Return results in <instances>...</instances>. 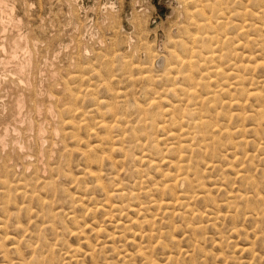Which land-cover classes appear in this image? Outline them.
I'll return each mask as SVG.
<instances>
[{"label": "rangeland", "instance_id": "rangeland-1", "mask_svg": "<svg viewBox=\"0 0 264 264\" xmlns=\"http://www.w3.org/2000/svg\"><path fill=\"white\" fill-rule=\"evenodd\" d=\"M196 1L197 0L0 1V142H2L0 143V190H5L3 193L0 191V231L4 233L3 235L0 232V237L2 236V238H0V240L2 239V241H0L2 245L0 246L2 248L4 246L3 250H0V256H6V254L10 256L9 258L8 256H2L7 260L5 258L1 260L2 257H0V264L4 263L3 261H5V263L9 261L6 264H25L26 262V264H84L85 262H87L85 264H88L90 260L89 255H91L90 258H92L90 263L95 260L96 263L94 262V264H264V15H262L264 14V0H222L223 2H219L220 0H209V2H207L208 4L204 3L207 4L206 7L208 6L204 8L206 11L204 12L209 18L210 15L215 14V11L213 12L212 10L218 9L220 13H223L220 14L216 11L218 14L211 16L212 20L213 17L214 19L216 18L213 20L215 21L214 23H217L216 20L219 21L218 24H221L222 21L224 22L220 25L222 27L218 30L216 28L213 30V34L211 33L212 30H210L211 36L216 39L220 37L219 42H225L223 44L221 42L222 50L219 49L220 51H218L222 53H220V61L222 64L220 61V64H217L218 61L216 60V62H214L215 65H211H221L220 68L223 67L221 68V73L223 74L225 70L227 75L224 73L226 75L224 78H221L224 74L213 78L215 79L214 81H218L216 84L214 83L217 87L212 83L210 88L207 87L209 84L205 85L209 83L207 79L208 75L205 74L209 73L210 67H208L209 64L207 62L203 61L206 55H208V49L201 47L202 45L200 46L201 50L200 47H197L198 44L200 45L198 37L201 35L202 31L200 30L201 28L197 27V24L201 22V20H199L201 18H197L198 16L196 15V11L199 9L197 7H200L198 1ZM193 2L198 4L196 5V3ZM261 3L263 5H261ZM212 4L218 6H212ZM224 4L226 6H224ZM209 5H211V7H209ZM220 6L222 11L219 8ZM225 8L229 9V11ZM190 13H192V15H190ZM193 15L198 19L197 24L195 22L196 18H193ZM220 15H223V18H219ZM226 16L229 17L226 18ZM192 22L193 24H191ZM229 23L231 24L229 25ZM193 25H195L196 30L198 28L197 32L192 28ZM213 25L218 27L216 24ZM222 28H226L225 31H223L224 29L222 30ZM189 30H193L191 33L195 38L191 36ZM219 30H222L224 34L220 33L222 31ZM207 33H209V30H207ZM18 34L22 35L24 38L26 37L25 41L28 49L25 52H19L16 54L15 58L10 59L11 55L9 53L7 55L9 43L15 40ZM222 35H225L227 39ZM187 36H189V38ZM184 38L185 41L183 40ZM186 39H189L188 41L190 42ZM187 43L188 46H191L188 47L186 45ZM181 44L187 46V48L180 46ZM215 46L216 45L213 47ZM193 47H197L196 49L199 51L193 49ZM182 48L186 49L182 50ZM185 50L186 52H184ZM215 50L217 51V49ZM29 51L32 55L29 54ZM182 51L184 52V55L182 54L183 57L185 56L184 58L181 56ZM169 52L172 53L170 56L174 54L175 57H179L178 60H185L183 63H185L189 57L195 59L194 61L192 60L194 67L192 72L195 67L198 68V64L202 65L203 62L202 66L205 65V67H203L204 69L202 66H199L200 69L196 70L197 72L202 69L204 71H199L200 73H194V71L192 73L194 75L193 79H195L192 80L198 83H196V85L193 81H190V83L192 85L194 84L193 86L196 88H193L189 82V84H187L185 81H183L185 82L183 83L182 81L176 80L174 78L177 76L176 74H169L170 77L166 75L167 72L165 74L161 56L165 55V60H167V58H169ZM179 52L180 56L178 54ZM218 52H215L216 55H214L217 56ZM196 53L200 55L197 56ZM201 54L203 58L199 57ZM196 61H198L197 65L194 64L197 63ZM259 62L261 63L259 64ZM11 64L13 65L11 66ZM17 64L23 67L21 66L20 68ZM231 64H233V66ZM255 64H257V68L254 70ZM182 65L183 64L177 67V69L180 68L178 69L179 71L182 69V71H184V67L186 66L184 64L182 67ZM244 66L247 68H244ZM230 71L233 73L231 74ZM15 72L16 74L19 73V75H16ZM236 73L239 75L241 74L245 78L243 79V77L241 78L239 75L235 76ZM187 74L189 73L185 72L180 75L187 76ZM195 74H197V77ZM227 76L229 79H227ZM234 76L235 78H239L235 80ZM171 78H174V80ZM240 78L243 79L242 89L244 87L246 90H251H248V92H250L248 94H257L258 98L255 99L256 97H249V95H247L249 97L247 100L245 95L243 97L244 99H242L241 106L243 110L236 105L227 106V108L226 105H229L230 99H234L235 96H239L240 98V93L237 91L239 87L235 85L241 81ZM196 79L199 80L197 81ZM224 79H227V81H224ZM244 81L247 82L244 84ZM231 82L233 85H231ZM199 85L202 88L206 86L210 89H208V91L207 88L204 89L205 96L202 94L203 89ZM212 86L216 88L214 89ZM233 86L237 89L235 90L232 88ZM227 87L228 89H226ZM168 88L170 89L165 95L164 91ZM181 88H188L187 90L190 88L191 91L196 90L195 92L200 94H196L195 100V98H190L187 95L185 96V93L182 94ZM172 89L175 90L174 93L177 95L171 93ZM216 89L218 92L214 93ZM46 90L48 91L46 92ZM252 90L253 92H257L253 93ZM157 91L158 93L161 92L159 95L164 99L159 100L160 96ZM230 93L231 95H229ZM258 93L261 95H258ZM178 95L184 97H179ZM199 95L202 97H209L212 95L210 96L212 100H216H213L215 102L211 103L213 105H209L207 101H209L210 98L207 100L206 97L202 103L201 101L203 99ZM214 95H216V97ZM233 95L234 97H230ZM228 96L230 97L229 100ZM260 96H262L261 99L263 100H260ZM197 97H199V100H197ZM183 99L186 101L188 100V102H185V104ZM222 99H225L227 103ZM196 101L201 102L203 105L201 103H196ZM222 101L224 104H222V109H220L221 107L219 106H221ZM17 102L22 103L20 110L16 108ZM150 102L156 107H149L148 104ZM180 102L183 103L180 104ZM190 102L196 105L201 104V106H203L202 108L206 107V112H204L205 109H202V115L205 116L208 114L207 117H209V115L212 114V122H214L213 119L216 117L218 120L215 119V122L216 125L217 121L220 123L219 127L221 125V127L228 126L229 130H226L230 132L231 140L228 142L229 134L219 135L215 133V143L212 144L211 141L208 140L207 135L204 145H201L203 148L200 150L202 153L199 152L201 154L200 157L198 153V157L193 155V158L190 157V159L188 157L190 154H185L186 157L184 160H186L187 166L190 167L188 171L190 174L191 172H198L197 174L201 178L200 185H202V187L200 186L198 189L195 188L194 191L198 190L200 194L204 191L206 194L210 192L209 197L206 195L208 198H206V196L203 197L205 199L198 197L189 204V206L193 207L195 214L200 216L195 215L191 217L190 215L187 216L186 213L184 217V214L181 215V213L184 212L181 206V209H179L180 207L172 208V210L175 209L173 210L176 212L175 216H173L172 213L162 215L163 213L160 214L157 212V209H154L150 202L153 198L160 195V193H157L159 190L158 187H160L161 183L166 181L165 178L162 176L160 177V174H162L163 171L164 173L172 172L171 174H176L173 171V169L175 170L177 168V161H173L176 157L174 158L169 152L170 149L172 150L173 148L172 145L176 146L178 141H173L167 136L169 127H167L168 121L166 119L169 120L168 116L163 115L155 120V122L157 121V125L165 126L163 130L155 129V127L152 128L150 126L148 128L150 122L146 120L148 119L146 115L141 114V110L144 108L154 112L159 108L158 104H161L159 106L163 109H167L172 105L176 106L174 108L176 112L173 110V114H177V117H181V112L185 115L189 108L193 109V103L191 104ZM245 102L246 104L244 105ZM188 104L191 107L188 108ZM24 105L25 107H23ZM50 105L51 108L56 105V107L53 108L54 112L49 111ZM206 105L213 108L211 109ZM183 106L186 107L183 108ZM207 107L209 108V112L207 111ZM177 108H183L184 110L181 109L182 111L180 110V112ZM33 111H36V113L34 114ZM211 111L213 113H210ZM215 111H219V113ZM227 113L229 115H227ZM240 113H242L240 115V118H242L236 119L235 115H239ZM173 114L172 116L175 117L174 119L176 120L177 117ZM251 114H253L252 118ZM52 115L54 119H52ZM248 116H250L249 119ZM63 117L65 118L64 120ZM207 117L205 120H209ZM139 120L143 122L146 120L149 124L145 126V123L142 122V124ZM64 121L66 124H64ZM131 122L134 123L132 124ZM102 123L109 128L106 126H104L106 127L104 128ZM70 125L74 128L69 127ZM132 125L136 128L131 129ZM141 126L144 129H142ZM58 128L59 130H57ZM66 128L67 131L65 132L68 133L69 129V132L72 134H66L63 131L66 130ZM137 128L142 131L146 130L142 132ZM171 128L173 127L171 126L170 129ZM72 129L75 132H73ZM132 130H139L137 133L135 131L133 132L135 133V138ZM173 132L175 133L176 131ZM71 135H75L72 136L75 137L74 142H72L73 138H71ZM107 135L111 137L109 140ZM1 136L4 137L1 138ZM243 139H245L246 142H244ZM239 140L244 143L242 144ZM136 141L139 143L137 144ZM174 142L176 143L174 144ZM151 144L155 147L152 148ZM13 146L15 147L12 148ZM111 146L114 148H111ZM122 146L124 147L119 148ZM65 147H68V149ZM70 148H72V150H70ZM73 148L75 149L73 150ZM89 148L91 150L87 151L86 149ZM92 149L96 150L92 151ZM123 149L126 150V153ZM127 149H132V151L128 152ZM24 150L27 151V153ZM101 152L102 156L98 157L97 155H101ZM103 152L105 154H103ZM132 152H136V155ZM157 152L161 154L159 155ZM94 153L96 154L89 155L90 157L87 156L88 154ZM142 154L146 155L144 158L151 161L152 165H148L144 158L141 160ZM101 157L106 158L102 160H105L103 163L100 161ZM236 157H238V160L234 162ZM85 158L86 160H84ZM98 158L100 160H98ZM92 159H96V161ZM161 159L173 161V164L174 162L176 163L170 165L171 167L167 165V163L162 165ZM189 159L190 161L187 162ZM228 159L231 162L233 161V163L232 167L229 166L227 168L229 165ZM24 160L25 162H23ZM27 160H29V162H27ZM88 160L90 162V167H95L96 170L93 168L92 171L89 164H84L87 163ZM93 162H96L95 165H93ZM98 165H102V168ZM84 166L88 167H86L87 170ZM155 166L160 169L158 171L161 173L156 172ZM191 166L194 168V171ZM97 168L100 170L98 171ZM35 169L37 171L39 170V173L36 172ZM88 170L92 173L97 171L99 174H103L99 176L98 173L94 172L97 177L89 176V174L92 173H89ZM52 172L53 174H51ZM81 172L86 174L83 175L82 173L81 176ZM32 175L33 177L35 175L34 179ZM1 176H4V178ZM85 176L86 178H84ZM30 178H32V180H30ZM39 178L40 180H38ZM43 179H46L45 182L48 183L42 181ZM18 182H21L20 184L23 186H20L21 190L18 189L17 191L16 189L19 188ZM25 182L29 184L26 185ZM9 185L13 188H8ZM53 185L55 187H51ZM14 187L17 188L14 189ZM49 189L56 193L50 192ZM118 189L122 191L121 194H123L120 197L117 195L119 193ZM131 191L134 193V197ZM114 192L116 196L112 194ZM197 192L195 193L198 194ZM43 193L45 195H43ZM109 193L111 194L109 195ZM33 194L35 196L37 195L36 197L38 199ZM42 195L48 198H44ZM169 196L168 192L164 193V197L167 198V200H170L168 199L170 198ZM29 198L30 201H28ZM209 198L213 199L215 202L210 203L211 201H209ZM15 199H17V201H15ZM36 199L39 203L42 202V204H39ZM44 201L47 202L46 205ZM233 201L234 203L230 204ZM13 202L18 206L15 207V203ZM48 203L50 204L48 205ZM123 203L130 208L124 207V205L119 207L122 209H119L118 206ZM111 204L113 206L117 204V206L112 207ZM19 205L22 206L19 207ZM27 205L33 212H31L30 208L26 207ZM25 207L28 208L30 213L26 212L27 209ZM46 207L48 210H45ZM93 207L97 208L94 209ZM98 207H100V209ZM110 208L113 209L111 213L109 212L111 211ZM115 209L116 212H114ZM40 210H42V212ZM57 210H59V213L54 216L50 215L54 214L53 211L55 213L58 212ZM117 211L122 212H119V214ZM22 212L27 213L26 216L29 215L27 219H24L26 216L25 213ZM107 212L110 213V216H108ZM5 214L11 217L8 219ZM31 214H33V216H31ZM106 214L110 219L106 217ZM72 215H75V217ZM161 215L163 217H161ZM180 215L183 216V218ZM76 216L78 218H76ZM152 216L155 222L151 218ZM107 219L108 221L110 220V222H108ZM5 220L8 222L7 224ZM112 220H116L117 222H112ZM14 222L18 223L19 226ZM4 223L5 225H3ZM45 223L48 224L46 225ZM122 223L126 225L129 223V225L127 227ZM151 223H154L153 225L155 226ZM196 224L197 226L201 225L203 229H200V226L197 229L195 226ZM84 225H87L86 228ZM119 226H121L120 229H118ZM19 227L21 230L18 229ZM80 227L83 228V230H81ZM115 227H117V230H114ZM193 227L194 229L191 230ZM93 228L96 231H93ZM110 228L111 230H109ZM121 229L123 232L126 231V233H123ZM112 230L113 232H111ZM10 231L13 232L7 233ZM72 232L75 233L74 236L77 237H74ZM93 232L95 234H93ZM109 232L110 235H112V233L113 236L114 234L116 235L114 236L117 239H115L116 241L113 240L114 238L107 236ZM14 235V238L20 241L19 244L18 241L13 238ZM117 235L121 236L118 237ZM5 236H10L8 241H6L7 238H5ZM123 236L126 239H123ZM118 239H120V242ZM13 240L16 241V246ZM102 240L104 244L101 243ZM126 240H128V242ZM86 242L90 248L93 247L91 252ZM99 243L102 244L104 248L100 246ZM109 243L112 247L116 246L115 249L117 250L111 249ZM105 244H108L107 246L111 250L108 249ZM121 244L122 247L124 246L123 248ZM17 246H20L19 248L21 249L12 253V251L18 249L15 248ZM70 246L71 248H69ZM76 246H80L81 251L78 250ZM119 246L122 250L117 248ZM146 246L147 248H145ZM72 247L76 250L72 249ZM94 247H98V249H94ZM7 248H9V250H7ZM101 248L102 252L100 251ZM4 250L8 252L5 254L6 251ZM74 250L78 252L72 254L74 256L69 255ZM83 250L87 251L84 252ZM122 251H125L123 253L124 256ZM82 252H89V255H81ZM66 253H69L67 255L71 258L67 257ZM78 253L81 254L79 255ZM120 255L124 258L128 257L127 261H125L126 259H123V257L120 258ZM75 257L76 259H72ZM103 259L106 260L104 261ZM76 260L79 261L77 262Z\"/></svg>", "mask_w": 264, "mask_h": 264}, {"label": "bare ground", "instance_id": "bare-ground-1", "mask_svg": "<svg viewBox=\"0 0 264 264\" xmlns=\"http://www.w3.org/2000/svg\"><path fill=\"white\" fill-rule=\"evenodd\" d=\"M1 1V0H0ZM3 1V0H2ZM195 1V0H194ZM198 1V3H196ZM196 2H193V3H196V5L198 4L200 7H197V8H199V9H197L198 11H196V15L198 16L197 18H201V19H199V20H201V22H200V24H197V18L196 17H194V15H193V18H196V24H197V27H199V28H201L200 30L202 31V33H201V35L198 37L199 38V43H200V45L198 44H195V45H197V47H200L201 45V47H204V48H206V49H208V53L206 52V49H205V52L208 54V55H206V57L203 59V61L204 62H207L208 64H209V66L208 67H210L209 68V73L208 74H205V75H208V80H209V83H206L205 85H207V84H209V85H207V87H211V84L213 83H217L216 81H214L215 79H213V78H216V77H219L220 75H223L224 73L226 74V72H225V70H224V73L222 74L221 73V68H223V67H221L220 68V66H218V65H216V66H213V65H211V64H214V62H216V60L218 61V63L217 64H220V60H221V56H220V53L221 52H218V51H220L219 49H221V47H222V44L223 43H225V42H223V41H220L219 42V38H214L213 36H211L210 35V30H212V34L214 33L213 32V30H215V28L218 30L220 27H222V26H220V25H222V23H224L222 20V23L220 24H218V20H216L217 21V23H214L215 21H213V20H215L214 19V17H213V20H212V18H211V16H214L215 14H218V13H220V11H218V9L217 10H212L215 14L214 15H210V12H209V15H210V18H209V16H207L206 14H205V7H206V5L208 4L207 2H209V0H197ZM213 1V0H212ZM215 1V0H214ZM262 1V0H261ZM192 2V1H191ZM211 2V1H210ZM219 2H223L222 0H220ZM192 3V4H193ZM204 3H207V4H204ZM3 5V4H2ZM7 5V4H6ZM5 5V6H6ZM228 5V4H227ZM261 5H263L262 3H261ZM212 6H216V4L214 5V4H212ZM218 6V5H217ZM216 6V7H217ZM224 6H226L225 4H224ZM224 6H223V8H224ZM208 7V6H207ZM206 7V8H207ZM209 7H211V5H209ZM195 8V7H194ZM193 8V9H194ZM220 9H221V6L219 7ZM260 8V7H259ZM192 9V10H193ZM212 9V8H211ZM226 9V8H225ZM264 9V8H263ZM209 10V9H208ZM227 11H229V9H226ZM231 10V9H230ZM243 10H245V9H243ZM246 10H249V9H246ZM6 11V10H5ZM4 11V12H5ZM205 11V12H204ZM211 11V12H212ZM216 11H218V13H216ZM221 11H222V9H221ZM224 11V10H223ZM251 11V10H250ZM249 11V12H250ZM263 11V10H262ZM234 12H235V9H234ZM3 13V12H2ZM227 13V12H226ZM253 13V12H252ZM220 14H223V13H220ZM228 14V13H227ZM229 14H231V13H229ZM233 14V13H232ZM262 14V13H261ZM190 15H192V13H190ZM250 15V14H249ZM259 15V14H258ZM262 15H264V14H262ZM218 16V15H217ZM229 16H231V15H229ZM229 16H226V18L227 17H229ZM232 16H234V15H232ZM219 18H223V15H220L219 16ZM245 18V17H244ZM262 18V17H261ZM191 19V18H190ZM229 19V18H228ZM13 20H14V18H13ZM194 20V19H193ZM192 20V21H193ZM220 20V19H219ZM225 20V19H224ZM256 20H260V19H256ZM227 21V20H226ZM262 21V20H261ZM198 22V23H199ZM228 23V22H227ZM191 24H193V22L191 23ZM195 24V25H196ZM213 24H216V26L218 25V27H215V25H213ZM231 23H229V25H230ZM195 25H193V29H195V31L197 32V30H198V28H197V30H196V27H195ZM228 26V25H227ZM226 27V26H225ZM241 28V27H240ZM242 28H245V27H242ZM259 28V27H258ZM224 29V30H223ZM225 29L226 28H222V30L223 31H225ZM253 29V28H252ZM260 29V28H259ZM187 30V29H186ZM185 30V31H186ZM191 30V29H190ZM189 30V31H190ZM207 30H209V33H207ZM222 30H219V31H222ZM193 31V30H192ZM192 31H190V34H191V36H192ZM220 32V33H223L224 34V32ZM195 32V33H196ZM200 32V31H199ZM199 32H198V34H199ZM216 32V31H215ZM186 33V32H185ZM189 33V32H188ZM203 33H205V34H203ZM209 34V35H208ZM217 34V33H216ZM189 35V34H188ZM218 36V35H217ZM216 36V37H217ZM220 36V35H219ZM223 37H225V35H222ZM188 38H189V36H187ZM187 37H185V38H187ZM192 37H194V36H192ZM191 37V38H192ZM26 38V37H25ZM25 38L22 36V35H20V34H18V37L15 39V40H12V42H10L9 43V51H7V55H8V53L11 55V58L10 59H13V58H15L16 57V54H18L19 52H25L27 49H28V47H27V45H26V41H25ZM185 38L183 39L184 41H185ZM195 38V37H194ZM197 38V39H198ZM226 39H227V37H225ZM9 40H11V39H9ZM187 40V39H186ZM189 40V39H188ZM187 40V41H188ZM28 41V40H27ZM184 41H183V43H184ZM186 41V42H187ZM197 41V40H196ZM181 42V41H180ZM188 42H190V41H188ZM221 42H222V44H221ZM4 43H7V42H4ZM198 43V42H197ZM230 43V42H229ZM27 44H28V42H27ZM185 44V43H184ZM190 44H192V43H190ZM5 45V44H4ZM187 46H188V43L186 44ZM214 45H216L215 47H213ZM8 46V45H7ZM180 46H183V44H181ZM187 46H183V47H186L187 48ZM191 46V45H190ZM190 46H188V47H190ZM224 46V45H223ZM246 46H248V45H246ZM196 47V48H197ZM201 47H200V50H201ZM4 48V47H3ZM7 48V47H6ZM186 48H182V50L183 49H186ZM195 47H193V49H196ZM235 48V47H234ZM199 49V48H198ZM215 49H217V51L215 50ZM228 49V48H227ZM197 50V49H196ZM222 50V49H221ZM179 51V50H178ZM190 51V50H189ZM197 51H199V50H197ZM263 51V50H262ZM184 52H186V50L184 51ZM184 52L182 51V53H181V56L183 57V55H184ZM194 52V51H193ZM215 52H218V55L217 56H215L216 54H215ZM234 52H236V51H234ZM5 53H6V51H5ZM197 53H199V52H197ZM197 53H196V55H197ZM224 53V52H223ZM29 54L30 55H32L31 53H30V51H29ZM164 54V53H163ZM170 54H172V53H170L169 52V58H167V60H165V55L164 56H161V58H162V61H163V69H164V71H165V74H166V72H167V74L166 75H168L169 76V74H172V75H177L176 77H174L176 80H179V81H185L187 84H189L190 83V81H193V80H195V79H193L194 78V75L192 74L194 71V73H200L199 71H204L203 69V67H205V65L204 66H202L203 65V62H202V65H199L198 64V61H196L197 63H194V64H198V68H196L195 67V69H194V71L192 72V69L194 68L193 67V64H192V60L194 61L195 59H192V57H189L187 60H186V62L185 63H183L185 60H181V59H179L178 60V58L179 57H175L174 56V54L173 55H171L170 56ZM176 54V53H175ZM179 54V56H180V52L178 53ZM183 54V55H182ZM194 54V53H193ZM203 54V53H202ZM201 54V56H199V57H201V58H203V55ZM215 54V55H214ZM222 54V53H221ZM235 54H237V53H235ZM234 54V55H235ZM177 55V54H176ZM188 55V54H187ZM186 55V56H187ZM198 55H200V54H198ZM197 55V56H198ZM26 56V55H25ZM205 56V55H204ZM229 56H232V55H229ZM236 56V55H235ZM28 57V56H27ZM27 57H25V58H27ZM185 57V56H184ZM183 57V58H184ZM195 57V56H194ZM247 57V56H246ZM5 58V57H4ZM224 58V57H223ZM29 59V58H28ZM197 60V59H196ZM18 61V60H17ZM19 61H21V60H19ZM22 61H24V60H22ZM202 61V60H201ZM220 61V62H219ZM232 61V60H231ZM230 61V62H231ZM259 61V60H258ZM8 62V61H7ZM28 62H30V61H28ZM264 62V61H263ZM6 63V62H5ZM10 63H12V62H10ZM200 63V62H199ZM258 63V62H257ZM261 62H259V64H260ZM1 64H3V63H1ZM20 64H22V63H20ZM26 64V63H25ZM30 64V63H29ZM32 64V63H31ZM181 64H185V66L186 67H184L185 69H184V71H182V70H178V69H180V68H178L177 69V67H180L179 65H181ZM208 64H206V65H208ZM221 64H222V62H221ZM228 64V63H227ZM230 64V63H229ZM4 65V64H3ZM9 65V64H8ZM13 64H11V66H12ZM17 65H19V64H17ZM183 65H182V67H183ZM211 65V66H210ZM215 65V64H214ZM232 66H233V64H231ZM21 66L22 65H19V67L21 68ZM28 66V65H27ZM31 66V65H30ZM195 66V65H194ZM199 66H202V70H199L198 72H197V70L196 69H200V67ZM213 66V67H212ZM239 66V65H238ZM247 66V65H246ZM259 66V65H258ZM264 66V65H263ZM23 67V66H22ZM29 67V66H28ZM241 67V66H240ZM6 68V67H5ZM244 68H247V67H245L244 66ZM243 68V69H244ZM257 68V64H255V67H254V70ZM261 68V67H260ZM7 69V68H6ZM5 69V70H6ZM19 69V68H18ZM25 69V68H24ZM227 69V68H226ZM150 70V69H149ZM206 70V69H205ZM230 70V69H229ZM229 70H227V71H229ZM236 70V69H235ZM245 70V69H244ZM9 71V70H8ZM15 71V70H14ZM23 71V70H22ZM24 71H26V70H24ZM163 71V70H162ZM246 71V70H245ZM6 72V71H5ZM19 72V71H18ZM173 72H174V74H173ZM189 73V74H187V76L185 75V76H181L180 74H182V73ZM14 73V72H13ZM21 73V72H20ZM26 73V72H25ZM230 73H231V71H230ZM233 73V72H232ZM231 73V74H232ZM15 74H16V72H15ZM18 75H19V73H17ZM16 74V75H17ZM223 75V77H221V78H224V76L226 77V75ZM230 74V75H231ZM235 74V73H234ZM233 74V75H234ZM243 74V73H242ZM156 75V74H155ZM172 75H171V77H172ZM196 75V77H197V74H195ZM229 75V74H228ZM239 74L238 73H236V75L235 76H238ZM153 76V75H152ZM198 76H200V75H198ZM235 76H234V78H235ZM239 76H241V78L243 77L241 74L239 75ZM9 77V76H8ZM78 77V76H77ZM77 77H75V78H77ZM151 77V76H150ZM157 77H160V76H157ZM164 77H167V76H164ZM170 77V76H169ZM201 77V76H200ZM149 78V77H148ZM153 78V77H152ZM174 78H171V79H173L174 80ZM199 78V77H198ZM236 78H239V77H236ZM236 78H235V80H236ZM240 78V79H241ZM245 77H243V79H244ZM11 79V78H10ZM78 79H79V77H78ZM145 79V78H144ZM157 80H159L158 78H156ZM156 79H153V80H156ZM162 79V78H161ZM160 79V80H161ZM193 79V80H192ZM204 79V78H203ZM213 79V80H212ZM227 79H229L228 78V76H227ZM227 79L225 80L224 79V81H227ZM240 79H238V80H240ZM243 79H241V81L240 82H238L237 84H235L236 86H238L239 87V89H237V91H239V93H240V98H239V96L237 97V96H235V97H237V98H239V99H237V98H235L234 97V95H235V93L234 92H237V91H234L233 93H234V95L233 96H230V97H234V99L232 98V99H230V97L228 98V100H229V105H226V107L227 106H232V105H236V106H238V107H240V109H242L243 110V108H241V106H242V99H244L243 97L246 95V99L247 98H249V97H251V96H254V98L255 99H257L258 97H257V94H248V93H250V92H248V90H246L244 87H243V89H242V81H243ZM168 80H169V78H168ZM197 81L199 80V79H196ZM201 80V79H200ZM235 80H232V81H235ZM148 81H149V79H148ZM150 81H152V80H150ZM214 81V82H213ZM251 81H252V79H251ZM153 82V81H152ZM180 82L181 84H183V83H185V82ZM189 82V83H188ZM194 82V81H193ZM236 82V81H235ZM245 82H247V81H244V84H245ZM195 83V85H196V83H198V82H194ZM204 83V82H203ZM249 83V82H248ZM247 83V84H248ZM251 83V82H250ZM153 84V83H152ZM191 84V83H190ZM199 84H201V83H199ZM214 84V86H216L217 87V85H215ZM243 84V85H244ZM185 85V84H184ZM192 85V84H191ZM194 85V84H193ZM192 85V86H193ZM204 85V84H203ZM231 85H233L232 84V82H231ZM250 85H252V84H250ZM31 86V85H30ZM172 86V85H171ZM175 86V85H174ZM191 86V87H192ZM200 86V85H199ZM214 86H212V88H214ZM219 86V85H218ZM259 86V85H258ZM149 87V86H148ZM188 87V86H187ZM201 87V86H200ZM206 86H203V93L202 94H204V96L206 95L205 93H204V89H206L207 88ZM215 87V88H216ZM241 87V88H240ZM263 87V86H262ZM6 88V87H5ZM42 88V87H41ZM150 88V87H149ZM152 88V87H151ZM193 88H196V87H194L193 86ZM209 88H207V91H208V89ZM214 88V89H215ZM232 88H234V86L232 87ZM249 88V87H248ZM160 89H162V88H160ZM170 88H168L167 90H165L164 92V94L166 95V93H167V91L169 90ZM176 89V88H175ZM180 89V88H179ZM178 89V90H179ZM182 90V94H184L185 93V96L187 95V96H189L190 98H195V100H196V94L198 95V94H200V93H196L195 91H191V89L189 88V90H187V89H183V88H181ZM221 89H222V87H221ZM226 89H228V87L226 88ZM235 89V88H234ZM235 89V90H236ZM198 90V89H197ZM199 90H200V88H199ZM210 90V89H209ZM29 91V90H28ZM48 90H46V92H47ZM160 91H162V90H160ZM174 91L175 90H171V93H174ZM180 91V92H181ZM221 91H223V90H221ZM249 91H251V90H249ZM33 92V91H32ZM51 92V91H50ZM170 92V91H169ZM169 92H168V94H169ZM179 92V93H180ZM206 92V91H205ZM216 92H218L217 91V89H216V91L214 92V93H216ZM252 92H253V90H252ZM254 92H257V91H254ZM253 92V93H254ZM259 92V91H258ZM157 93H158V91H157ZM159 93H161V92H159ZM159 93H158V95H159ZM208 93H210V92H208ZM220 93V92H219ZM225 93H227V92H225ZM260 93V92H259ZM258 93V95H261V94H259ZM262 93V92H261ZM17 94V93H16ZM144 94V93H143ZM163 94V95H164ZM175 95H177L176 93H174ZM221 94V93H220ZM228 94V93H227ZM21 95V94H20ZM48 95V94H47ZM51 95V94H50ZM54 95V94H53ZM146 95V94H145ZM149 95V94H148ZM164 95V96H165ZM173 95V94H172ZM175 95H173V96H175ZM217 95V94H216ZM216 95H214L215 97H216ZM229 95H231V93L229 94ZM247 95H249V97L247 96ZM23 96V95H22ZM35 96V95H34ZM56 96V95H55ZM154 96V95H153ZM156 96V95H155ZM160 96V95H159ZM163 96V97H164ZM179 97H184V96H180V95H178ZM199 96H201V95H199ZM209 96V95H208ZM210 96H212V95H210ZM207 97V100H208V98H210L209 99V101H207V103L209 104V105H213V104H211L212 102H215V101H213V100H216V99H213L212 100V98L211 97ZM176 97V96H175ZM202 97V96H201ZM206 97H202V103L204 102V100H205V98ZM22 98H24V97H22ZM28 98V97H27ZM198 99L197 100H199V97H197ZM227 98V97H226ZM260 98V100H263V99H261L262 98V96H260L259 97ZM35 99V98H34ZM53 99V98H52ZM159 99V98H158ZM162 99H164V98H162L161 96H160V99L159 100H162ZM11 100H12V98H11ZM24 100V99H23ZM49 100V99H48ZM57 100V99H56ZM150 100H152V99H150ZM149 100V101H150ZM184 100V99H183ZM194 100V99H193ZM222 100H224V101H226L225 99H222ZM248 100V99H247ZM259 100V99H258ZM258 100H257V102H258ZM15 101V100H14ZM25 101V100H24ZM32 101H33V99H32ZM31 101V102H32ZM192 101V100H191ZM45 102V101H44ZM53 102V101H52ZM57 102V101H56ZM146 102V101H145ZM185 102H188V100L186 101V100H184V103ZM195 102V101H194ZM201 102H197L196 101V103H201ZM221 102V101H220ZM41 103V102H40ZM144 103V102H143ZM161 103V102H160ZM183 103V102H182ZM181 102H180V104H182ZM191 104L193 103V102H190ZM201 103V104H202ZM226 103H227V101H226ZM34 104V103H33ZM49 104V103H48ZM53 104H56V103H53ZM73 104V103H72ZM186 104V103H185ZM190 104V105H191ZM194 104V103H193ZM192 104V106H193V109H190L189 107H191V106H189V104H188V108H189V110H187L186 111V114L185 115H183L182 113L183 112H181L182 110L181 109H183V108H185L184 106H183V108H177L181 113H180V115H181V117L180 116H178L177 117V114H173V110H174V108L176 107V106H169L167 109H163V108H160L161 106H159V105H161V104H158V109H157V111H152V110H147V109H144L143 108V110H141L142 112H141V114H144V115H146V117H148V119H146V120H148L149 122H150V125H148V128H149V126L150 127H152V128H154L155 127V129L157 128V129H162L163 130V128L165 127V126H161V125H157L156 124V122H155V120H156V118H158V117H161V116H163V115H165V116H168L169 117V120L168 119H166L167 121H168V124H167V122H166V124L168 125L167 127H169V130H168V132H167V136L169 137V139H171V140H173V141H178V143H176V142H174V144L176 143V146H173L172 145V150L170 149V152L169 153H171L173 156H174V158L176 159H173V161H177V168L174 170L173 169V171L176 173V174H171V173H169V172H166V173H164V171L162 172V174H160V177L162 176L163 178H165L166 179V181L164 182V183H167V184H164V183H161L160 184V187H158V189L160 190H155V191H157V193H160V195H158V197H156V198H153L152 199V197H151V199H152V201H151V199H150V203H152V207H154V209L156 208L157 209V212H159L160 214L161 213H163L162 215H165V214H169V213H172L173 214V216H175L176 214V212H174L173 210H175V209H173L172 210V208H174V207H183L182 209H184V212H183V210H182V212L183 213H181V215H183L184 217H185V214L188 216V215H190L191 217H194L195 215H198V214H195V211L193 210V207H191V206H189V204L190 203H192V201L194 200V199H196V198H202V199H205V198H203V197H205L206 195H208V197H209V194H210V192L208 193V194H206L205 193V191L204 192H202L201 194H200V192L198 191V190H196V191H194V189L195 188H197L198 189V187H202V185H200V181H201V178L198 176V172H191V174H190V172L188 171V169H190V167H188L187 165L188 164H186V160H184V158L186 157L185 156V154H190V156H188L189 158L191 157V158H193V155H198V153L199 152H201L202 153V151H200L201 150V148H203V147H201V145L203 144L204 145V143H205V141H206V136L208 135V140H210L211 141V143L212 144H214L215 143V133L216 134H219V135H228L229 134V141L228 142H230V140H231V134H230V132H228L227 130H229V127L227 128V127H219V125H220V123H218V121H217V125H216V120H218V119H216V117L213 119V121L214 122H212V117H211V115H209V117H207V115H205V116H203L202 114H203V110L202 109H205L204 110V112H206V107H204V108H202L203 106H201V104H198V105H196V104H194L193 105ZM222 104H224L223 103V101H222V103H221V106H219V107H221L220 109H222ZM246 104V102L244 103V105ZM143 105V104H142ZM203 105V104H202ZM209 105H206V106H208V107H210L211 109L213 108V107H211V106H209ZM9 106H11V105H9ZM33 106V105H32ZM35 106V105H34ZM38 106V105H37ZM69 106V105H68ZM137 106V105H136ZM148 106L149 107H152V106H155L154 104H152V102H150L149 104H148ZM177 106H178V104H177ZM182 106V105H181ZM22 107V103L21 102H17V105H16V108L18 109V110H20V108ZM23 107H25V105L23 106ZM55 107H56V105H55ZM55 107H52L51 108V105H50V107H49V111L51 112H54V110H53V108H55ZM140 107V106H139ZM145 107V106H144ZM156 107V106H155ZM198 107V108H197ZM207 107V111H208V108ZM215 107V106H214ZM225 107V106H224ZM32 108V107H31ZM62 108V107H61ZM228 108V107H227ZM226 108V109H227ZM44 109V108H43ZM48 109V108H47ZM57 109V108H56ZM149 109V108H148ZM151 109H153V108H151ZM214 109H216V108H214ZM214 109H213V111H214ZM230 109V108H229ZM23 110V109H22ZM33 110V109H32ZM136 110V109H135ZM184 110V109H183ZM225 110V109H224ZM261 110V109H260ZM38 111V110H37ZM48 111V112H49ZM137 111V110H136ZM175 112H176V110H174ZM14 112V111H13ZM34 112V111H33ZM56 112V111H55ZM76 112V111H75ZM174 112V113H175ZM209 112V111H208ZM215 112H217V111H215ZM243 112V111H242ZM25 113V112H24ZM36 113V111L34 112V114ZM210 113H213L212 111L210 112ZM209 113V114H210ZM217 113H219V111L217 112ZM229 113V112H228ZM227 113V115H229ZM256 113V112H255ZM20 114V113H19ZM49 114H52V113H49ZM48 114V115H49ZM172 114L173 115H175L177 118H176V120L174 119L175 117H173L172 116ZM179 114V113H178ZM236 114V113H235ZM238 114V113H237ZM242 113H240L239 115H235V118L236 119H239L240 118V115H241ZM29 115H31V114H29ZM54 115V114H53ZM53 115H52V119H54V117H53ZM56 115V114H55ZM60 115V114H59ZM137 115V114H136ZM183 115V116H182ZM199 115V116H198ZM252 115L253 114H251V118H252ZM24 116V115H23ZM112 116V115H111ZM171 116H172V118H171ZM231 116V115H230ZM70 117V116H69ZM123 117H124V115H123ZM137 117V116H136ZM209 118V120L208 119H206L205 120V118ZM219 117V116H218ZM226 117V116H225ZM231 117H233V116H231ZM231 117H229V118H231ZM249 117L250 116H248V119H249ZM9 118V117H8ZM61 118V117H60ZM131 118V117H130ZM164 118V117H163ZM242 118V117H241ZM240 118V119H241ZM41 119V118H40ZM43 119V118H42ZM65 118L63 117V120H64ZM67 119V118H66ZM113 119V118H112ZM123 119V118H122ZM134 119H135V117H134ZM138 119V118H137ZM161 119V118H160ZM165 119V118H164ZM216 119V120H215ZM258 119V118H257ZM1 120V119H0ZM62 120V121H63ZM71 120H73V119H71ZM145 120V122H143V121H141V120H139L140 121V123H145L144 125L146 126L147 124H149V122L147 123V121ZM250 120H253V119H250ZM34 121H35V119H34ZM37 121V120H36ZM44 121V120H43ZM52 121H54V120H52ZM74 121V120H73ZM123 121V120H122ZM158 121H161V120H158ZM240 121V120H239ZM242 121V120H241ZM261 121H262V118H261ZM264 121V120H263ZM30 122H31V120H30ZM46 122V121H45ZM59 122H61V121H59ZM69 122V121H68ZM135 122H137V121H135ZM9 123V122H8ZM10 123H13V122H10ZM52 123V122H51ZM55 123V122H54ZM53 123V124H54ZM58 123V122H57ZM104 123V122H103ZM103 123H102V126L104 127V126H106L105 124L103 125ZM132 123V122H131ZM134 123V122H133ZM132 123V124H133ZM142 123V124H143ZM161 123V122H160ZM215 123V124H214ZM2 124H4V123H2ZM23 124V123H22ZM26 124V123H25ZM35 124H36V122H35ZM64 124H66L65 123V121H64ZM63 124V125H64ZM69 124V123H68ZM71 124V123H70ZM73 124V123H72ZM116 124V123H115ZM126 124V123H125ZM139 124V123H138ZM159 124V123H158ZM164 124V123H163ZM6 125V124H5ZM46 125H47V123H46ZM77 125V124H76ZM76 125H75V127H76ZM98 125H100V124H98ZM257 125V124H256ZM28 126V125H27ZM31 126V125H30ZM62 126V125H61ZM65 126V125H64ZM101 126V125H100ZM130 126H131V124H130ZM173 127V128H171L170 129V127ZM42 127V126H41ZM55 127V126H54ZM59 127V126H58ZM69 127H71V128H74L73 126H69ZM107 127V126H106ZM106 127H104V128H106ZM4 128V127H3ZM17 128V127H16ZM49 128V127H48ZM60 128V127H59ZM59 128L57 129V130H59ZM64 128V127H63ZM107 128H109V127H107ZM135 129L136 127H133V125H132V128L131 129ZM141 128H142V126H141ZM27 129H28V127H27ZM42 129H43V127H42ZM41 129V130H42ZM52 129H53V126H52ZM56 129V128H55ZM130 129V130H131ZM137 129H139V128H137ZM142 129H144V128H142ZM172 129H174V130H172ZM227 129V130H226ZM6 130V129H5ZM56 130V131H57ZM76 130V129H75ZM139 130H141V129H139ZM139 130H137V131H139ZM146 130V129H145ZM145 130H143V131H145ZM152 130H154V129H152ZM16 131V130H15ZM47 131V130H46ZM53 131V130H52ZM64 132L65 131H67V128H66V130H63ZM70 130L68 129V133H70V134H72L71 132H69ZM72 131H73V129H72ZM136 132L137 133V131L136 130H132V133L133 132ZM142 131V130H141ZM142 131V132H143ZM173 131H176L175 133L173 132ZM231 131V130H230ZM6 132V131H5ZM17 132V131H16ZM29 132V131H28ZM40 132V131H39ZM73 132H75V131H73ZM156 132V131H155ZM255 132V131H254ZM8 133V132H7ZM13 133V132H12ZM34 133V132H33ZM63 133V132H62ZM66 133V132H65ZM68 133H66V134H68ZM78 133V132H77ZM15 134V133H14ZM19 134V133H18ZM17 134V135H18ZM59 134V133H58ZM64 134V133H63ZM107 134H109V133H107ZM134 134L135 133H133V136H134ZM25 135H27V134H25ZM61 135V134H60ZM111 135V134H110ZM124 135V134H123ZM143 135V134H142ZM10 136V135H9ZM37 136V135H36ZM64 136V135H63ZM68 136V135H67ZM72 136H75V135H71V138H73L72 140V142H74L75 140V137H72ZM108 136V135H107ZM106 136V137H107ZM129 136H130V134H129ZM128 136V137H129ZM2 137H4V136H1V138ZM8 137V136H7ZM69 137V136H68ZM21 138V137H20ZM41 138V137H40ZM78 138V137H77ZM108 138V140H109V138H111V137H107ZM124 138V137H123ZM134 138H135V136H134ZM137 138V137H136ZM138 138H140V137H138ZM10 139V138H9ZM19 139V138H18ZM36 139V138H35ZM116 139H117V137H116ZM8 140V139H7ZM53 140V139H52ZM107 140V141H108ZM113 141H115L114 139H112ZM111 140V141H112ZM139 140V139H138ZM218 140V139H217ZM244 140V142H246L245 141V139H243ZM19 141V140H18ZM27 141V140H26ZM41 141V140H40ZM64 141V140H63ZM130 141H135V140H130ZM130 141H129V143H130ZM240 141V140H239ZM17 142V141H16ZM24 142V141H23ZM45 142V141H44ZM78 142V141H77ZM108 142H110V141H108ZM116 142V141H115ZM137 142V141H136ZM218 142V141H217ZM240 142H242V141H240ZM244 142H242V144L244 143ZM0 143H2V142H0ZM19 143H21V142H19ZM29 143V142H28ZM56 143V142H55ZM58 143V142H57ZM112 143V142H111ZM114 143V142H113ZM139 142H137V144H138ZM8 144V143H7ZM23 144V143H22ZM40 144V143H39ZM46 144V143H45ZM133 144V143H132ZM136 144V145H137ZM173 144V143H172ZM218 144H220V143H218ZM13 145H15V144H13ZM26 145H27V143H26ZM26 145H23V146H26ZM140 145H142V144H140ZM1 146V145H0ZM17 146H18V144H17ZM41 146V145H40ZM51 146V145H50ZM57 146V145H56ZM129 146H130V144H129ZM138 146V145H137ZM136 146V147H137ZM143 146V145H142ZM150 146V145H149ZM151 146H152V144H151ZM15 146H13L12 148H14ZM90 147V146H89ZM113 146H111V148H112ZM124 146H122V147H119V148H123ZM139 147V146H138ZM137 147V148H138ZM144 147V146H143ZM155 147V146H154ZM153 146H152V148H154ZM24 148V147H23ZM27 148H28V146H27ZM53 148V147H52ZM58 148V147H57ZM65 148H67L68 149V147H65ZM95 148H96V146H95ZM114 148V147H113ZM119 148H116V149H119ZM126 148V147H125ZM127 148H129V147H127ZM150 148V147H149ZM152 148H151V151H152ZM32 149V148H31ZM41 149V148H40ZM75 148H73V150H74ZM97 149V148H96ZM96 149H94V150H96ZM135 149V148H134ZM139 149V148H138ZM30 150V149H29ZM70 150H72V148H70ZM76 150H79V149H76ZM87 151L88 150H91L90 148L89 149H86ZM93 149H92V151H94ZM112 150V149H111ZM123 150H125V149H123ZM128 150V152L129 151H132V149L130 150V149H127ZM156 150V149H155ZM17 151V150H16ZM25 151V150H24ZM134 151H136V150H134ZM158 151H160V150H158ZM173 151V152H172ZM26 153H27V151H25ZM24 152V153H25ZM41 152V151H40ZM72 152V151H71ZM82 152V151H81ZM80 152V153H81ZM147 152H149V151H147ZM162 152V151H161ZM19 153V152H18ZM30 153V152H29ZM42 153V152H41ZM60 153V152H59ZM69 153V152H68ZM84 153V152H83ZM86 153V152H85ZM125 153H126V150H125ZM133 154H135L136 152H132ZM144 153V152H143ZM145 153H146V151H145ZM152 153V152H151ZM158 153V152H157ZM156 153V154H157ZM96 153H94V154H88L87 156H89V155H95ZM103 154H105L104 152H103ZM159 155L161 154V153H158ZM19 155V154H18ZM21 155V154H20ZM66 155V154H65ZM81 155V154H80ZM136 155V154H135ZM143 155V154H142ZM164 155V154H163ZM171 155V156H172ZM200 153H199V157H200ZM3 156V155H2ZM16 156V155H15ZM27 156V155H26ZM84 156V155H83ZM87 156H85V157H87ZM98 157L99 156H102V152H101V155H97ZM96 156V157H97ZM156 156H158V155H156ZM245 156V155H244ZM21 157V156H20ZM24 157H25V154H24ZM49 157V156H48ZM61 157V156H60ZM80 157V156H79ZM90 157V156H89ZM92 157V156H91ZM94 157V156H93ZM144 157H146V155H143L142 156V158H141V160L144 158ZM198 157V156H197ZM131 158V157H130ZM162 158V157H161ZM190 158V159H191ZM195 158V157H194ZM89 159V158H88ZM103 159H106L105 157H101V160L98 158V160H100V161H102ZM132 159H135V158H132ZM145 159V161H146V163H148V165H152L151 164V161H149V160H147L146 158H144ZM190 159L187 161V162H189L190 161ZM30 160V159H29ZM29 160H27V162H29ZM84 160H86V158L84 159ZM92 160H94V161H96V159H92ZM193 160V159H192ZM195 160V159H194ZM236 160H238V157H236V159H234V162L236 161ZM239 160H240V158H239ZM105 161V160H104ZM104 161H102V163L104 162ZM161 162H162V165L163 164H165V163H167V165H174L176 162H174V164L172 163L173 161H170V160H165V159H161L160 160ZM242 161V160H241ZM13 162V161H12ZM23 162H25V160L23 161ZM86 162V161H85ZM89 162V160L87 161V163H84L85 165H87V164H89V167H90V162ZM133 162V161H132ZM134 162H135V160H134ZM192 162V161H191ZM228 162H229V165L227 166V168L229 167V166H231L232 167V163H233V161L231 162L229 159H228ZM95 163L96 162H93V165H95ZM240 163V162H239ZM238 163V164H239ZM34 164V163H33ZM38 164V163H37ZM36 164V165H37ZM98 164H100V163H98ZM9 165V164H8ZM92 165V166H93ZM47 166H49V165H47ZM96 166H97V164H96ZM99 166V165H98ZM3 167V166H2ZM1 167V168H2ZM31 167V166H30ZM50 167H52V166H50ZM49 167V168H50ZM85 168L87 167V166H84ZM100 168H102V165L101 166H99ZM156 167V166H155ZM171 167V166H170ZM173 167V166H172ZM175 167V166H174ZM192 167V166H191ZM46 168H48V167H46ZM88 168V167H87ZM87 168H86V170H87ZM91 168V167H90ZM89 168V169H90ZM94 169H95V167H93ZM93 168H91L92 169V171H93ZM134 168H136V167H134ZM234 168V167H233ZM3 169V168H2ZM6 169V168H5ZM20 169V168H19ZM36 169H38V168H36ZM35 169V170H36ZM44 169V168H43ZM57 169V168H56ZM61 169V168H60ZM98 169V171L100 170L99 168H97ZM156 169V172H160V171H158V170H160V169H158L157 167L155 168ZM192 169H193V171H194V168L192 167ZM30 170V169H29ZM48 170H51V169H48ZM53 170V169H52ZM96 170V169H95ZM102 170V169H101ZM135 170V169H134ZM3 171V170H2ZM6 171V170H5ZM39 171V170H38ZM37 170H36V172H38ZM90 170H88V172H89ZM45 172V171H44ZM51 172V171H50ZM87 172V171H86ZM94 172H96V173H98L97 171H94ZM93 172V173H94ZM102 172V171H101ZM135 172V171H134ZM188 172H189V174H188ZM5 173V172H4ZM7 173V172H6ZM39 173V172H38ZM82 173H83V175H85L86 173H84V172H81V176H82ZM89 173H92V172H89ZM89 174V176L91 175V176H95V177H97V175L95 174ZM161 173V172H160ZM51 174H53V172L51 173ZM99 174V173H98ZM102 174L103 173H100L99 174V176L101 175L102 176ZM1 175V174H0ZM3 175V174H2ZM6 175V174H5ZM41 175V174H40ZM64 175V174H63ZM88 175V174H87ZM86 175V176H87ZM36 176H38V175H36ZM44 176H45V174H44ZM86 176L84 177V178H86ZM2 177V176H1ZM5 177H8V176H5ZM10 177V176H9ZM13 177V176H12ZM32 177H33V175H32ZM34 177H35V175H34ZM34 177H33V179H34ZM49 177V176H48ZM94 177V178H95ZM191 177V178H190ZM246 177V176H245ZM2 178H4V176L2 177ZM83 178V177H82ZM99 178V177H98ZM98 178H97V180H98ZM6 179V178H5ZM10 179V178H9ZM23 179H25V178H23ZM50 180H51V178H49ZM53 179V178H52ZM89 179V178H88ZM91 179V178H90ZM96 179V178H95ZM101 179V178H100ZM99 179V180H100ZM160 179H162V178H160ZM236 179V178H235ZM26 180V179H25ZM30 180H32V178H30ZM38 180H40V178L38 179ZM6 181H8V180H6ZM37 181V180H36ZM35 181V182H36ZM42 181H46V179H43ZM47 181H49V180H47ZM51 181H53V180H51ZM27 182V181H26ZM25 182V184L26 185H28L27 183ZM35 182H33V183H35ZM4 183V182H3ZM19 183V182H18ZM21 183V182H20ZM19 183V188H15L14 187V189H16L17 191H18V189H20V186H23V185H21ZM43 183V182H42ZM45 183H48V182H45ZM49 183H51L50 181H49ZM96 183H98V182H96ZM13 184H15V183H13ZM31 184V183H30ZM3 185V184H2ZM6 185H7V183H6ZM36 185V184H35ZM47 185V184H46ZM52 185V184H51ZM97 185V184H96ZM116 186H119V185H117V184H115ZM34 186V185H33ZM32 186V187H33ZM41 186H42V184H41ZM44 186V185H43ZM48 186V185H47ZM50 186V185H49ZM24 187H26V186H24ZM23 187V188H24ZM51 187H55L54 185L53 186H51ZM51 187H50V189H51ZM121 187V186H120ZM120 187H119V189H120ZM8 188H13V187H10V185H9V187ZM37 188V187H36ZM49 188V187H48ZM6 189V188H5ZM26 189V188H25ZM29 189V188H28ZM41 189V188H40ZM45 189V188H44ZM49 189V190H50ZM118 189V190H119ZM126 189V188H125ZM204 189V188H203ZM3 190V189H2ZM2 190H0V191H2ZM8 190V189H7ZM15 190V191H16ZM21 190V189H20ZM34 190V189H33ZM42 190V189H41ZM40 190V191H41ZM55 190V189H54ZM117 190V189H116ZM115 190V191H116ZM127 190V189H126ZM199 190H201V189H199ZM205 190V189H204ZM9 191H11V190H9ZM14 191V192H15ZM28 191V190H27ZM55 191H57V190H55ZM138 191V190H137ZM198 191V192H197ZM3 192H5V190L4 191H2V193ZM20 192V191H19ZM35 192H37V191H35ZM42 192H44V191H42ZM50 192H53V191H51L50 190ZM121 192L122 191H120L119 190V193L117 194L119 197L120 196H122L123 194H121ZM127 192H128V190H127ZM127 192H125V193H127ZM165 192H168V194L170 195L169 197L170 198H168V199H170V200H167V198H165L164 197V193ZM195 192H197L198 194H196ZM17 193V192H16ZM21 193V192H20ZM23 193V192H22ZM45 193V192H44ZM43 193V195H45ZM48 193V192H47ZM54 193V192H53ZM56 193V192H55ZM54 193V194H55ZM131 193H132V191H131ZM156 193V192H155ZM5 194V193H4ZM9 194V193H8ZM28 194V193H27ZM53 194V195H54ZM111 193H109V195H110ZM112 194H114L115 196H116V194H115V192L114 193H112ZM230 194V193H229ZM29 195H31V194H29ZM29 195H26V196H29ZM34 195V194H33ZM42 195V196H43ZM47 195V194H46ZM52 195V194H51ZM126 195V194H125ZM128 195H130V194H128ZM132 195H133V197H134V193H132ZM35 196V195H34ZM37 196V195H36ZM35 196V197H36ZM131 196V195H130ZM155 196V195H154ZM153 196V197H154ZM167 196V195H166ZM240 196V195H239ZM11 197V196H10ZM30 197V196H29ZM33 197V196H32ZM44 197V196H43ZM118 197V198H119ZM123 197H125V196H123ZM132 197V196H131ZM207 196H206V198H208ZM9 198V197H8ZM18 198V197H17ZM37 198V197H36ZM44 198H48L47 196H45ZM50 198V197H49ZM117 198V197H116ZM242 198V197H241ZM6 199V198H5ZM28 199V198H27ZM38 199V198H37ZM36 199V200H37ZM43 199V198H42ZM54 199V198H53ZM126 199V198H125ZM132 199V198H131ZM130 199V200H131ZM7 200V199H6ZM43 200H45V199H43ZM49 200V199H48ZM47 200V201H48ZM129 200V201H130ZM15 201H17V199H15ZM25 201H26V199H25ZM28 201H30V198H29V200ZM40 201H42V200H40ZM51 201V200H50ZM82 201V200H81ZM118 201V200H117ZM124 201V200H123ZM132 201H133V199H132ZM209 201H211L210 203H212V202H215V201H213V199H211V198H209ZM8 202V201H7ZM22 202V201H21ZM37 202H38V200H37ZM45 202V201H44ZM49 202V201H48ZM53 202V201H52ZM120 202V201H119ZM205 202V201H204ZM13 203H15V202H13ZM18 203H19V201H18ZM26 203V202H25ZM39 203V202H38ZM41 204H42V202H40ZM39 203V204H40ZM46 203L47 202H45V205H46ZM232 203H234V201L233 202H231L230 204H232ZM10 205H12L11 203H9ZM50 203H48V205H49ZM127 204V203H126ZM219 204V203H218ZM227 204V203H226ZM25 205V204H24ZM44 205V206H45ZM112 205V204H111ZM125 204L123 203L122 205L120 204L119 206H118V208L119 207H121V206H124ZM5 206V205H4ZM13 206V205H12ZM16 206H18L16 203H15V207ZM22 205H19V207H21ZM115 206H117V204L115 205ZM115 206H113L112 205V207H115ZM130 206V205H129ZM150 206H151V204H150ZM228 206V205H227ZM3 207V206H2ZM18 207V208H19ZM26 207H28V205L26 206ZM25 207V208H26ZM48 207V206H47ZM46 207V208H47ZM50 207V206H49ZM124 207H127V208H130V207H128V206H124ZM181 207L179 208V209H181ZM212 207V206H211ZM28 208H30V207H28ZM28 208H26L27 210H26V212H29V210H28ZM45 208V210H48V208L46 209ZM94 208V207H93ZM97 208V207H96ZM96 208H94V209H96ZM99 209H100V207H98ZM9 209H10V206H9ZM31 209V208H30ZM42 209V208H41ZM98 209V210H99ZM111 209V211H109L110 213L112 212V208H110ZM109 209V210H110ZM119 209H122V208H119ZM22 210V209H21ZM25 210V209H24ZM23 210V211H24ZM43 210V209H42ZM42 210H40L41 212H42ZM51 210V209H50ZM91 210H93V209H91ZM118 210V209H117ZM126 210V209H125ZM211 210V209H210ZM215 210H217V209H215ZM19 211V210H18ZM17 211V212H18ZM58 212H54L53 211V213L54 214H50V215H55V214H57V213H59V210H57ZM156 211V210H155ZM212 211V210H211ZM219 211V210H218ZM13 212H14V210H13ZM31 212H33L32 211V209H31ZM48 212V211H47ZM52 212V211H51ZM109 212H107V214H108V216H110L109 214ZM114 212H116V209H115V211ZM113 212V213H114ZM118 213L119 212H122V211H117ZM214 212H216V211H214ZM213 212V213H214ZM22 213H25V212H22ZM30 213V212H29ZM28 213V214H29ZM213 213H211V214H213ZM228 213V212H227ZM26 214L27 213H25V216H26ZM47 214H49V213H47ZM107 214H106V217H107ZM120 214V213H119ZM121 214H123V213H121ZM157 214V213H156ZM6 215V214H5ZM10 215H11V213H10ZM14 215V214H13ZM16 215V214H15ZM38 215V214H37ZM49 215V216H50ZM161 215V217H163ZM179 215V214H178ZM180 215V216H181ZM228 215V214H227ZM7 216V215H6ZM17 216V215H16ZM24 216V217H25ZM27 216H29V215H27ZM27 216H26V218H24V219H27ZM31 216H33V214H31ZM43 216V215H42ZM53 216H51V217H53ZM72 216H74L75 217V215H72ZM71 216V217H72ZM183 216H181L182 218H183ZM198 216H200V215H198ZM202 216H204V215H202ZM208 216V215H207ZM212 216V215H211ZM211 216H210V218H211ZM231 216V215H230ZM8 217V216H7ZM11 216H9L8 217V219L10 218ZM155 217V216H154ZM214 217V216H213ZM76 218H78L77 216H76ZM75 218V219H76ZM108 218V217H107ZM152 219H153V216L151 217ZM202 218V217H201ZM15 219H16V217H15ZM70 219H72V218H70ZM108 219H110V218H108ZM108 219H107V221H108ZM156 219V218H155ZM212 219V218H211ZM7 220V219H6ZM5 220V221H6ZM31 220V219H30ZM30 220H28V221H30ZM50 220V219H49ZM73 220V219H72ZM78 220V219H77ZM76 220V221H77ZM214 220H217V219H214ZM223 220V219H222ZM13 221V220H12ZM16 221V220H15ZM74 221V220H73ZM116 220H112V222H115ZM134 221V220H133ZM132 221V222H133ZM153 221H154V219H153ZM20 222H22V221H20ZM19 222V223H20ZM47 222V221H46ZM94 222V221H93ZM108 222H110V220L108 221ZM117 222V221H116ZM155 222V221H154ZM212 222V221H211ZM8 222L6 221V224H7ZM13 223V222H12ZM14 223H16V222H14ZM75 223H77V222H75ZM82 223V222H81ZM125 223V222H124ZM144 223V222H143ZM146 223H148V222H146ZM16 224H18V223H16ZM16 224H12V225H16ZM20 224H22V223H20ZM28 224V223H27ZM46 224V223H45ZM48 224V223H47ZM46 224V225H47ZM108 224H110V223H108ZM115 224V223H114ZM116 224H119V223H116ZM123 224V223H122ZM128 225H129V223H127ZM152 224V223H151ZM154 224V223H153ZM152 224V225H153ZM156 224V223H155ZM200 224V223H199ZM3 225H5V223L3 224ZM12 225H10V226H12ZM44 225V224H43ZM54 225V224H53ZM83 225V224H82ZM81 225V226H82ZM112 225V224H111ZM123 225H126V224H123ZM123 225H121L122 227H124ZM128 225H126L127 227H128ZM132 225V224H131ZM151 225V226H152ZM194 225V224H193ZM212 225V224H211ZM18 226H19V224H18ZM87 226V225H86ZM86 226L84 225V227L86 228ZM118 226V225H117ZM121 226H119V228L118 229H120L121 228ZM151 226H149V227H151ZM153 226H155V225H153ZM152 226V227H153ZM191 226H192V224H191ZM196 226V228L198 229V227L200 226V229H203V227L201 226V225H199V226H197V224L195 225ZM194 226V227H195ZM0 227H1V225H0ZM6 227V226H5ZM21 227V226H20ZM20 227L18 228V229H20ZM24 227V226H23ZM112 227H114V226H112ZM130 227V226H129ZM194 227L191 229V230H193L194 229ZM202 227V228H201ZM4 228V227H3ZM2 228V229H3ZM10 228V227H9ZM22 228V227H21ZM84 228V229H85ZM100 228V227H99ZM117 227H115V229L114 230H117L116 229ZM131 228V227H130ZM1 229V230H2ZM5 229V228H4ZM80 229L81 230H83V228H81L80 227ZM96 229H98V228H96ZM125 229H127V228H125ZM235 229V228H234ZM11 230V229H10ZM21 230V229H20ZM109 230H111V228L109 229ZM46 231V230H45ZM85 231V230H84ZM93 231H96V230H94V228H93ZM121 231H122V229H121ZM127 231H129V230H127ZM151 231H152V229H151ZM156 231V230H155ZM195 231H196V229H195ZM1 233H2V231H0ZM13 231H10V232H7V233H12ZM75 232H76V230H75ZM79 232V231H78ZM111 232H113V230L111 231ZM123 232V231H122ZM149 232V231H148ZM73 233V232H72ZM100 233V232H99ZM99 233H97V234H99ZM116 233H117V231H116ZM123 233H126V231L125 232H123ZM150 233H153V232H150ZM156 233V232H155ZM3 235H4V233H2ZM77 234V233H76ZM82 234V233H81ZM80 234V235H81ZM83 234H85V233H83ZM93 234H95L94 232H93ZM13 235V234H12ZM75 235V233H73V236ZM84 237H86L85 235H83ZM107 236H109V237H111V238H114L113 240H115L116 238L114 237V236H116L115 234H114V236H113V233H112V235H110V232H109V234H107ZM118 236V235H117ZM121 236V235H120ZM120 236H118V237H120ZM9 237L10 236H5V238H7V240L6 239H4V240H6V241H8V239H9ZM12 237V236H11ZM15 237V235L13 236V238ZM74 237H77V236H74ZM78 237H79V234H78ZM0 238H2V236L0 237ZM19 238V237H18ZM82 238V237H81ZM110 238V239H111ZM122 238V237H121ZM15 239V238H14ZM20 239V238H19ZM105 239V238H104ZM123 239H126V238H124V236H123ZM16 240V239H15ZM82 240H84V239H82ZM81 240V241H82ZM88 240V239H87ZM117 240V239H116ZM115 240V241H116ZM119 240V242H120V239H118ZM122 240V239H121ZM0 241H2V239L0 240ZM14 241V240H13ZM16 241H18V244H19V240H16ZM16 241H14V244H15V242ZM99 241V240H98ZM127 242H128V240H126ZM9 242H10V240H9ZM96 242V241H95ZM100 242V241H99ZM104 241L102 240V244H104L103 243ZM110 242H111V240H110ZM4 243V242H3ZM11 243V242H10ZM82 243V242H81ZM87 243V242H86ZM113 243V242H112ZM117 243V242H116ZM97 244H98V242H97ZM100 244V243H99ZM102 244H100V246H102L103 247V245ZM125 244V243H124ZM0 245H2L1 243H0ZM5 245V244H4ZM7 245H9V244H7ZM96 245V244H95ZM106 246L108 245V244H105ZM109 245H111L110 243H109ZM115 245V244H114ZM120 245V244H119ZM12 246V245H11ZM10 246V247H11ZM15 246H16V244H15ZM89 245H88V243H87V247H88ZM94 246V245H93ZM99 246V247H100ZM1 247V246H0ZM5 247H8V246H5ZM14 247V246H13ZM20 246H17V247H15L17 250L15 251H12V253L13 252H17V251H19V249H21V248H19ZM77 248H78V250H80L81 251V249H80V246L78 247V246H76ZM108 247V246H107ZM106 247V248H107ZM116 247V246H115ZM115 247L113 246L112 247V245H111V249H115ZM121 247H122V244H121ZM124 247V246H123ZM122 247V248H123ZM3 248H4V246H3ZM3 248L1 247L0 248V250L2 249L3 250ZM69 248H71V246L69 247ZM104 248V247H103ZM117 248H119L120 249V246L119 247H117ZM139 248V247H138ZM145 248H147V246L145 247ZM72 249H75V248H73L72 247ZM91 249H93V247L92 248H90V246H89V250H90V252H91ZM94 249H98V247L96 248V247H94ZM108 249H110L109 247H108ZM110 249V250H111ZM140 249V248H139ZM7 250H9V248H7ZM76 250V249H75ZM72 251L71 252V254H69V253H66V256L67 257H70V256H68L67 254H69V255H71V256H74V255H72V254H74V253H77L76 251ZM102 250V248L100 249V251ZM103 250H105V249H103ZM117 249H115V251H116ZM120 250H122V249H120ZM141 250V249H140ZM140 250H139V252H140ZM142 250H144V249H142ZM145 250H148V249H145ZM4 251H6V250H4ZM3 251V252H4ZM84 251V250H83ZM85 251H87V250H85ZM84 251V252H85ZM93 251V250H92ZM97 251V250H96ZM138 251V250H137ZM8 251H6L5 252V254L7 253ZM69 252V251H68ZM84 252H82V254L81 255H89V252H86V253H84ZM102 252V251H101ZM112 252V251H111ZM125 252V251H124ZM123 251H122V254L124 253ZM142 252H144V251H142ZM1 253V252H0ZM88 253V254H87ZM96 253H98V252H96ZM104 253V252H103ZM138 253V252H137ZM9 254V253H8ZM79 254V253H78ZM77 254V255H78ZM79 254V255H80ZM107 254V253H106ZM125 254H128V253H125ZM138 254H140V253H138ZM142 254V253H141ZM10 255V254H9ZM14 255V254H13ZM17 255V254H16ZM144 255H145V253H144ZM144 255H142V256H144ZM2 256H5V255H1L0 257H2ZM8 255L6 254V256L5 257H7ZM76 256V255H75ZM90 257H91V255H89ZM93 256H95V255H93ZM92 256V257H93ZM123 256H124V254H123ZM122 255H120L119 257L121 258V257H123ZM128 256V255H127ZM140 256V255H139ZM5 257H2L1 258V260L2 259H4ZM10 256H8V258H9ZM33 257V256H32ZM80 257V256H79ZM82 257V256H81ZM89 257V259L91 260L92 258H90ZM145 257V256H144ZM34 258V257H33ZM71 258V257H70ZM69 258V259H70ZM78 258V257H77ZM94 258H96V257H94ZM93 258V259H94ZM105 258V257H104ZM127 258L128 257H126V258H124L123 257V259H126L125 261H127ZM130 258V257H129ZM143 258V257H142ZM6 259V258H5ZM16 259V258H15ZM14 259V260H15ZM72 259H76V257L75 258H72ZM71 259V260H72ZM97 259V258H96ZM7 260V259H6ZM10 260V259H9ZM14 260H11V261H14ZM90 260H89V263L88 264H94V262H95V260L92 262V263H90ZM104 260V259H103ZM106 260V259H105ZM104 260V261H105ZM31 261V260H30ZM77 261V260H76ZM79 261V260H78ZM77 261V262H78ZM104 261H102V262H104ZM4 263H5V261H3ZM9 261H6V263H8ZM15 262V261H14ZM13 262V263H14ZM16 262H19V261H16ZM34 262V261H33ZM38 262H40V261H38ZM107 262H109V261H107ZM4 263H1V264H4ZM5 263V264H6ZM10 263H12V262H10ZM27 263V262H26ZM25 263V264H26ZM32 263V262H31ZM37 263V262H36ZM85 263H87V262H85ZM84 263V264H85ZM96 263V262H95ZM29 264V263H28ZM101 264V263H100ZM108 264V263H107Z\"/></svg>", "mask_w": 264, "mask_h": 264}]
</instances>
